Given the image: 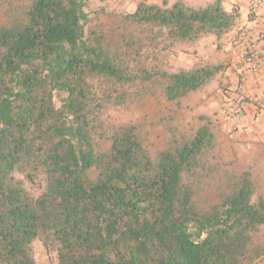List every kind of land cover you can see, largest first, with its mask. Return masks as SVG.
I'll return each mask as SVG.
<instances>
[{"label":"trees","instance_id":"16d2710c","mask_svg":"<svg viewBox=\"0 0 264 264\" xmlns=\"http://www.w3.org/2000/svg\"><path fill=\"white\" fill-rule=\"evenodd\" d=\"M85 6L16 0L0 23V264H38L35 240L55 264H264L261 177L224 162L209 125L175 116L227 65L146 62L220 42L236 14L220 0H140L113 47L85 34ZM147 96L176 110L154 120L155 148L144 122L110 114Z\"/></svg>","mask_w":264,"mask_h":264},{"label":"rangeland","instance_id":"374dc122","mask_svg":"<svg viewBox=\"0 0 264 264\" xmlns=\"http://www.w3.org/2000/svg\"><path fill=\"white\" fill-rule=\"evenodd\" d=\"M13 1L16 0H0V23L6 19L10 2ZM132 7L133 3L131 2L128 6L126 0H86L85 10L89 16L85 24V34L88 37L100 36L113 47L119 46L122 35L127 29L121 14L132 10ZM240 26L242 23L238 26L239 32L243 27L240 28ZM235 34L236 31L231 37L227 34L220 42L212 36H206L195 44H183L171 53H165L159 57H156V54H150V57L146 59L149 64L158 63L160 59H163L168 66L175 69H187L205 61L227 65V68L209 84L183 99L178 111L172 109L171 105L158 100L157 97L147 96L139 103L112 109L110 114L112 119L119 123L144 122L148 130V143L152 148L158 147L162 140V128L154 125L153 122L160 113L168 111V106L172 111H176L177 123L182 128L189 129L207 124L217 136L215 149L217 155L224 162L231 163L235 167L253 168L257 176L259 174L261 177L260 188L264 189V142L241 136L236 129L232 128L221 109L224 97L222 93L225 90L221 87L222 76L228 71L227 69L234 68L233 64H237V59L234 61V58L229 56L236 46ZM225 38L229 39L227 43L224 42ZM59 101L57 106L60 108ZM262 127L264 128L263 124ZM188 232L192 239L197 240L192 223L188 224ZM33 249L38 264H55L54 255L46 253L40 241L33 242Z\"/></svg>","mask_w":264,"mask_h":264},{"label":"crops","instance_id":"0c3cea01","mask_svg":"<svg viewBox=\"0 0 264 264\" xmlns=\"http://www.w3.org/2000/svg\"><path fill=\"white\" fill-rule=\"evenodd\" d=\"M140 0H126L128 6L133 3L132 9L135 7L136 3ZM148 3L162 4L166 2L168 5L176 2L177 0H144ZM188 4L194 6H204L207 3L214 2L215 0H182ZM226 11L233 12L236 14V21L232 30L228 35H234L235 49H232L229 54L230 57L234 58V61L237 59V51L239 47L238 37V26L242 23V26L255 22L262 30H264V2L260 8L258 15L255 17L251 16L247 10L246 0H220ZM240 26V28L242 27ZM239 28V29H240ZM223 39V38H222ZM221 39V40H222ZM225 43L228 42V38H225ZM223 41V40H222ZM236 63V62H235ZM233 69H227L228 71L222 76L221 87L224 89L226 87H237L238 85V70L237 64H233ZM250 100V103L247 108L246 116L244 118L241 126L234 128L240 133L241 136H245L246 139L254 141L264 142L263 127L264 125V68L257 74H250L246 83L241 84L239 87ZM223 96L226 94V90L222 93ZM231 125V124H230ZM262 144V143H260Z\"/></svg>","mask_w":264,"mask_h":264},{"label":"built area","instance_id":"2783aa9c","mask_svg":"<svg viewBox=\"0 0 264 264\" xmlns=\"http://www.w3.org/2000/svg\"><path fill=\"white\" fill-rule=\"evenodd\" d=\"M246 2L248 13L255 19L264 0H246ZM238 37L240 38L237 52L239 86L225 88L226 94L221 105L222 113L234 128L243 123L250 103L249 98L239 87L247 82L250 74H257L264 68V30L253 22L243 26Z\"/></svg>","mask_w":264,"mask_h":264}]
</instances>
